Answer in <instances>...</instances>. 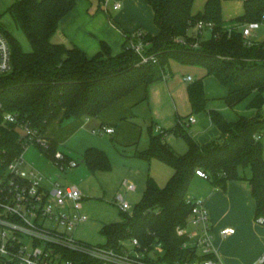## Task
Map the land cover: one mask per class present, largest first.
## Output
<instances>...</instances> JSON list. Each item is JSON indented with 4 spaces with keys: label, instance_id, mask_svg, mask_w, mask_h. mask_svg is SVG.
Wrapping results in <instances>:
<instances>
[{
    "label": "trees",
    "instance_id": "1",
    "mask_svg": "<svg viewBox=\"0 0 264 264\" xmlns=\"http://www.w3.org/2000/svg\"><path fill=\"white\" fill-rule=\"evenodd\" d=\"M76 1L16 0L6 11H0V17L11 14L32 48L25 51L19 39L0 21L12 51L11 70L0 72V170L22 153L31 138L29 134L22 135L19 122H10L7 114L16 115L19 121L26 120L46 136L49 126L59 117L64 120L97 116L141 85L149 86L163 78L166 67L175 60L215 75L228 87L226 101L231 107L256 93L249 107L258 113L231 122L219 111L210 110L212 122L221 133L205 144L181 123L158 134L151 133L149 147L138 152L139 156L147 160L157 158L170 165L173 173L164 186L149 178L132 212L122 210L120 221L102 227L107 245L118 247L136 237L143 244L162 243L170 260L180 257L187 237L179 235L177 227L189 221L192 204L187 194L198 168L221 188L233 179H249L256 217H264V38L248 46L240 30L230 32L222 16L221 0H207L203 12L196 14L192 12L195 0H147L159 29L156 35L144 32L149 41L147 53L154 54L158 61L141 62L140 55L128 46V40L118 54L102 42L101 50L90 57L77 45L53 41L60 20ZM243 2L244 12L236 18L241 26L264 21V0ZM200 19L214 23L209 39H201L200 34L189 35ZM196 39L201 41L194 46ZM188 94L194 111L205 109L202 78L189 85ZM171 131L186 141V152L177 153L165 140ZM46 138L45 151L52 155L56 145ZM83 162L92 172L111 168L107 153L98 147L87 148Z\"/></svg>",
    "mask_w": 264,
    "mask_h": 264
},
{
    "label": "built area",
    "instance_id": "2",
    "mask_svg": "<svg viewBox=\"0 0 264 264\" xmlns=\"http://www.w3.org/2000/svg\"><path fill=\"white\" fill-rule=\"evenodd\" d=\"M119 7L120 3L114 5L115 9ZM262 22L250 21L242 25L240 31L246 45L252 46L262 40L258 38ZM213 26L212 21L204 19L196 23L199 33ZM127 40L128 46L140 55L141 62L158 61L154 54L147 53L149 41L145 40L142 30L131 33ZM193 45L196 46L197 42ZM11 68L10 43L0 29V72H8ZM6 119L19 122L22 135L29 134L31 138L27 139L22 153L0 170V264H217L210 212L201 197L187 198L192 204L189 221L185 226L177 227L178 234L187 239L182 244L183 254L174 260L166 257L163 244L158 242L143 244L134 237L118 247L91 245L67 234L88 219L83 212V191L77 185L54 181L52 175L47 177L34 166L25 168L23 152L26 146L34 142L45 151L48 139L26 120L19 121L14 114H7ZM189 121L195 122L196 118L191 116ZM102 129L114 131L111 127ZM49 156L64 170L79 164L58 149ZM196 174L209 179L203 169H196ZM46 178L51 186L45 183ZM124 185L129 190L135 189V184L126 180ZM116 202L123 211L131 207L122 193L116 195ZM258 221L264 223V217H258ZM190 222L197 224L198 228L191 229ZM234 232V227L221 230L223 236ZM253 264H264V251Z\"/></svg>",
    "mask_w": 264,
    "mask_h": 264
},
{
    "label": "crops",
    "instance_id": "3",
    "mask_svg": "<svg viewBox=\"0 0 264 264\" xmlns=\"http://www.w3.org/2000/svg\"><path fill=\"white\" fill-rule=\"evenodd\" d=\"M206 2L207 0H205V4ZM116 3H120V7L117 9L114 8ZM199 12L203 11L199 10ZM241 27L236 29L240 30ZM139 29L152 35H156L159 31L154 19V10L147 0H77L76 5L60 20L58 30L53 36V41L57 43H64L68 46L77 45L90 57L94 56L101 50L102 42H106L110 46L112 52L114 54H118L124 50L127 35ZM195 33V29L192 28L189 30V35H193ZM200 38L202 39L201 34ZM172 73L173 71L171 67H169V69L166 68L163 78L166 77L167 80V77H169ZM186 78L187 77L184 76V80L188 81ZM161 79L153 82L149 86L145 84L141 85L134 92L117 100L97 116L88 118H69L64 120L59 117L49 126L46 131V136L53 140L56 145V149L65 152L69 156H73L75 152H78L84 157V153L89 147H98L106 153L107 151L109 152L110 144L108 142V136H111L113 141L121 146L127 147L137 145L143 137L144 130L139 124L140 115L137 113L136 106L145 99L152 102V87L156 84H158L159 87ZM205 82V90L207 96L209 97V87L222 91V93L225 90V87L221 85L222 83L220 81L217 82L213 78L207 76ZM162 91L165 96L168 95L167 97H169V100L171 96H173V98L175 96L173 92L171 93L170 89L169 93L167 92L165 85L162 86ZM228 93L229 89L227 90V93L225 90V98ZM255 95L256 93H253L244 99L245 101L247 100L244 105H239V102L234 107H231L232 110L227 109L228 104L226 103V100L216 101L214 105L217 109H215L231 122L237 121L241 116L253 117L257 114L256 109L254 110L250 108L249 103ZM174 101L177 107V113L175 115V121L169 129L174 127L177 123H181L183 125L187 123L189 126L194 125L192 132H189L193 134L202 144H205L220 135L221 130L212 122L209 113L206 112L203 114L202 123L200 124H197V118L195 122H190L189 119L191 116L187 119L183 118L179 113V106L175 98ZM188 101L189 111L187 113L190 115L191 104L189 96ZM89 123L93 126V132L102 133L104 138L91 135L88 130H85L84 127ZM103 127L114 128V131L106 132L102 129ZM154 127L155 131H158L159 133L161 130H165L159 124H156ZM151 133H153L152 130L149 131V144ZM172 134L180 137L171 131L166 134L165 140L174 148L171 142ZM151 160L154 161L159 159L152 158ZM246 174L247 176H250L249 172ZM125 180L129 182V180ZM124 181L122 185H124ZM124 186L127 188L126 185ZM118 193H122L125 197L123 190L119 189L116 195ZM189 197L203 198L209 209L210 218L212 220L214 219L215 222L220 220V215L225 210H232L237 213L236 224L238 229L235 228L234 233L223 236L221 234V229L219 230L220 235L223 238L222 241L224 242L228 240L235 241L238 239L242 230L241 226H243L245 222L250 224L261 223L264 225V223L259 222L256 217V202L252 194L251 183L247 178L230 180L228 181L226 188H221L216 186L211 180L195 175L191 181L187 194V198ZM254 220H256V222ZM212 227L213 233H215L216 230L213 225ZM227 227L232 226L226 225L224 228ZM263 251L264 241L247 255L242 254L239 248L224 249L222 254L227 259L228 264H253Z\"/></svg>",
    "mask_w": 264,
    "mask_h": 264
},
{
    "label": "rangeland",
    "instance_id": "4",
    "mask_svg": "<svg viewBox=\"0 0 264 264\" xmlns=\"http://www.w3.org/2000/svg\"><path fill=\"white\" fill-rule=\"evenodd\" d=\"M16 0H0V11L4 12L8 7ZM205 0H195L193 3V13L196 14L199 10L203 11ZM242 0H222V16L225 21V26L229 29L240 28L241 25L236 18L243 13ZM1 23L11 31L21 42L25 51H31V44L25 35V33L17 26L10 13H5L0 17ZM192 29V28H191ZM196 31L195 37H199V29L196 25L193 27ZM192 32V31H191ZM259 39L264 37V21L262 22L260 29ZM202 39H209L212 36V29L206 28L201 33ZM200 42V39H196L195 42ZM180 64V65H179ZM171 67L173 73L167 77L161 79V83L152 87V102L148 99L141 101L137 106V113L140 115L139 124L143 127V137L137 145L121 146L113 141L111 136H108V142L110 144L109 152L107 155L111 161L110 170L102 171L97 170L93 173L83 162V155L75 152L72 158L79 162L78 166L74 168L62 169L60 166L53 163L50 156L39 146L37 143H30L26 146L23 152V158L26 164L25 168L34 166L38 170L42 171L47 177L53 176V180L62 184H74L77 185L84 192V206L83 212L88 215V219L76 225L73 229L67 231L70 236L75 237L78 240L84 241L91 245H106L107 236L102 232V227L105 224L115 223L122 219L120 212L122 211L116 202L117 191L123 190L126 200L130 203L131 207L128 212H132L135 204L141 199L142 193L145 189L148 179H152L159 186H164L172 174V167L161 160L148 161L145 158L139 156L138 152L142 151L149 145V131L152 130L154 134H158L155 131V125L159 124L164 129H169L174 121L177 113V107L174 98L177 100L179 106V113L185 119L189 116L197 118V124L202 123V117L204 113H209L210 110H214L216 101H224L225 90L227 93L228 88L225 87L224 92L210 88L209 96H207L205 90V79L208 77L219 81L213 74H207L206 70L202 67L184 65L178 61L172 60L166 67ZM184 76L191 77L190 80L185 81ZM203 79L204 92L206 96L205 109L200 111H194L191 106V113H187L188 110V87L191 83ZM168 82V83H167ZM166 87L167 92L169 89L171 93L175 95L167 97L162 91V86ZM167 94V93H166ZM170 95V94H169ZM243 101V102H242ZM239 105H244L247 101L242 100ZM227 103V101H226ZM191 104V103H190ZM228 104V103H227ZM229 110L231 106L227 105ZM217 109V108H216ZM215 109V110H216ZM254 109V108H252ZM255 110V109H254ZM264 113V105L261 109ZM256 113L258 110L256 109ZM188 131L192 132L194 125L184 124ZM91 135L104 138L102 133H94L91 123L84 127ZM22 132V131H21ZM264 144V133H263ZM171 142L177 152L184 153L187 150V143L182 137H177L174 134L171 135ZM138 151V152H137ZM264 155V146H263ZM246 172L251 173L249 169ZM127 179L129 182L136 185L135 189H127L122 185L123 181ZM45 183L51 186V182L46 178ZM196 188V187H193ZM127 189V190H126ZM219 221L210 220L211 225L214 226L216 232L213 233L212 241L217 248L218 256L215 258L217 264H228L227 259L223 256L222 251L224 249L239 248L242 254L247 255L252 250L257 248L264 241V225L261 223L250 224L244 223L241 226V234L235 241H222L219 230L223 229L226 225L238 229L236 224L237 213L231 211H223L221 213ZM256 222V220H254ZM189 227L191 229H197L198 225L190 222Z\"/></svg>",
    "mask_w": 264,
    "mask_h": 264
}]
</instances>
